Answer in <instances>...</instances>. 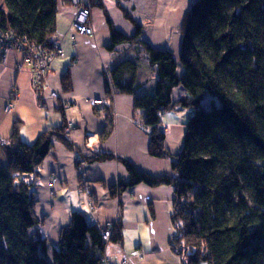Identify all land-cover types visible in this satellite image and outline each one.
Listing matches in <instances>:
<instances>
[{
	"label": "trees",
	"instance_id": "trees-1",
	"mask_svg": "<svg viewBox=\"0 0 264 264\" xmlns=\"http://www.w3.org/2000/svg\"><path fill=\"white\" fill-rule=\"evenodd\" d=\"M1 2L0 31L48 47L55 34L59 0ZM124 17L131 21L127 13ZM109 27L110 49L136 44L134 49L154 69L155 82L150 94L135 96L140 57L125 59V52H118L109 69L111 86L106 84V98L110 101L113 93L135 96L134 107L149 130L148 155L169 159L173 174L153 177L119 159L128 180L108 185L110 197L122 205L123 194L135 186L169 188L173 233L168 247L181 264H264V0L192 4L179 29L180 74L170 51L153 49L140 40L138 25L132 37ZM61 85L69 90L67 74ZM177 87L184 95L173 102L171 93ZM206 95L216 98L219 107L212 100L211 108L203 109ZM175 107L192 112L185 123L182 148L171 154L160 125L163 114ZM104 109L105 137L112 122L109 105ZM19 130L17 122L8 145H0L4 158L0 163V264H103L106 245L101 230L107 222L91 224L87 214L72 212L57 244L50 248L35 215L36 176L52 141L74 151L65 125L40 133L30 144L21 140ZM79 187L84 190L81 176ZM88 203L94 204L93 200ZM110 224V242L120 243V222Z\"/></svg>",
	"mask_w": 264,
	"mask_h": 264
},
{
	"label": "crops",
	"instance_id": "crops-1",
	"mask_svg": "<svg viewBox=\"0 0 264 264\" xmlns=\"http://www.w3.org/2000/svg\"><path fill=\"white\" fill-rule=\"evenodd\" d=\"M197 0H89L92 35H81L71 27L76 8L70 0H59L54 36L60 41L61 56L51 64L45 85L39 92L31 86L27 72H16L21 55L9 53L0 64V139L8 140L13 126L19 122L20 138L30 144L36 137L60 125L71 124L67 137L74 147L68 151L58 140H53L50 151L36 176L35 215L41 221L40 232L53 247L60 231L69 222L72 212L90 213L88 202L93 200L91 218L101 225L120 222V243L105 247L104 258L113 264H181L168 247L173 233L171 191L167 187L135 186L123 194L122 205L110 197L107 186L119 180L127 181L128 173L119 159L126 160L138 171L153 177L172 176L169 159H156L148 155L149 130L142 123L141 112L134 107L135 96L152 92L154 69L137 45L129 43L111 48L109 24L125 37H132L135 26L141 28L140 40L156 50H168L178 63L183 18ZM127 13L131 21L124 17ZM70 34L74 39H70ZM122 58L139 56L138 88L135 96L112 94L106 98V84H110L109 69L120 53ZM123 60V59H122ZM146 72V73H144ZM67 74L69 90L61 85ZM184 95L180 87L173 89L171 99L176 102ZM9 113L3 108L9 102ZM101 102V108L96 106ZM109 105L112 127L107 136L105 107ZM102 109V111H100ZM191 110L175 107L162 116L160 131L164 146L171 154L182 148L185 123ZM110 155L109 160L88 162L85 158ZM0 163H4L0 146ZM81 176L84 190L79 187ZM54 180L53 187L48 184ZM52 192V193H51ZM87 193L92 194L90 199ZM152 212V215L150 213Z\"/></svg>",
	"mask_w": 264,
	"mask_h": 264
},
{
	"label": "built area",
	"instance_id": "built-area-1",
	"mask_svg": "<svg viewBox=\"0 0 264 264\" xmlns=\"http://www.w3.org/2000/svg\"><path fill=\"white\" fill-rule=\"evenodd\" d=\"M73 6L76 8V14L71 20L70 27L78 34L92 35V29L90 27V7L88 0H70ZM70 39L73 40L74 36L70 34ZM48 47H41L39 45H33L26 41L24 37H15L12 32L0 31V64L5 62L6 56L15 52L21 55V61L17 63L16 72H27L31 76V86L34 91H38L45 85V79L50 72L52 62L59 56L62 51L60 48V41L55 36H51L48 40ZM96 106L101 108V102H96ZM13 107V102L9 101L3 108L4 113H9ZM102 111V109L100 110ZM72 128L71 124L65 126V131L68 132ZM0 145H8V141L0 139ZM54 180L50 182L49 187L52 188ZM89 212L86 219L91 224H97L91 218V211L93 206L88 203ZM112 224L107 222L104 224L101 230V238L104 244L107 246L110 244ZM123 264H129V261L122 262ZM103 264H113L108 259L104 258Z\"/></svg>",
	"mask_w": 264,
	"mask_h": 264
},
{
	"label": "rangeland",
	"instance_id": "rangeland-1",
	"mask_svg": "<svg viewBox=\"0 0 264 264\" xmlns=\"http://www.w3.org/2000/svg\"><path fill=\"white\" fill-rule=\"evenodd\" d=\"M0 3H2L1 2V0H0ZM88 36V35H87ZM142 60V58L140 59V61ZM138 66L140 67V69L139 70H148L145 66H144V64H141V65H139L138 64ZM144 73H146V72H144ZM212 100H214V105L216 106V107H219V101L216 99V98H214V97H211V96H209V95H206L204 98H203V100H202V108L203 109H205V110H209L210 108H211V101ZM50 184V183H49ZM49 186V185H48ZM52 193V192H51ZM193 194V193H192ZM192 194H191V196H192ZM48 261H50V259H48ZM50 264H51V261H50Z\"/></svg>",
	"mask_w": 264,
	"mask_h": 264
}]
</instances>
